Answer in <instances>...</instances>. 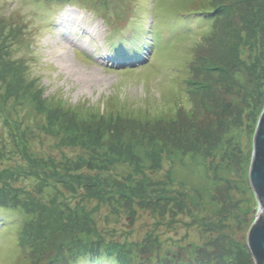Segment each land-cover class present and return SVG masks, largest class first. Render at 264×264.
Masks as SVG:
<instances>
[{"label": "rangeland", "instance_id": "374dc122", "mask_svg": "<svg viewBox=\"0 0 264 264\" xmlns=\"http://www.w3.org/2000/svg\"><path fill=\"white\" fill-rule=\"evenodd\" d=\"M124 1L0 0V264H256L264 0Z\"/></svg>", "mask_w": 264, "mask_h": 264}, {"label": "trees", "instance_id": "16d2710c", "mask_svg": "<svg viewBox=\"0 0 264 264\" xmlns=\"http://www.w3.org/2000/svg\"><path fill=\"white\" fill-rule=\"evenodd\" d=\"M76 1V4L84 6L86 10H90L93 12V15L101 16L108 27V33L106 35V41L112 42V51L115 50L116 53L122 58L125 59L124 61H127L129 64H132L133 62H145V59L143 57L144 50H151L155 49L154 41L155 38L152 35V39L148 36H145L148 34V29L144 30V26L133 28L134 26H131L129 24L131 18H136V15H138V11H131L130 7L128 10V6L131 5V3L128 4L126 1H111L108 4L113 6L110 10L105 8H110L106 4H104V0H96V2L100 3L99 7L95 6L92 2L94 0H74ZM48 2V0H47ZM57 3V2H55ZM100 7H104V11L100 12ZM119 14V16H118ZM122 14V15H121ZM128 23V24H127ZM123 27H125L126 31L125 33H121ZM131 28V29H129ZM122 34V37L117 38L116 34ZM150 33V31H149ZM114 34V35H113ZM115 40V41H113ZM128 41V49L124 52L125 49L120 48V43L122 41ZM152 41L151 43H149ZM160 42V41H159ZM151 44V45H150ZM196 164L194 161H192V164ZM191 164V163H190ZM173 168V167H172ZM202 168V167H201ZM181 171V170H180ZM208 182V181H206ZM19 242V241H18Z\"/></svg>", "mask_w": 264, "mask_h": 264}, {"label": "water", "instance_id": "95a60500", "mask_svg": "<svg viewBox=\"0 0 264 264\" xmlns=\"http://www.w3.org/2000/svg\"><path fill=\"white\" fill-rule=\"evenodd\" d=\"M249 178L257 198L258 213L248 233V245L255 263L264 264V109L255 130Z\"/></svg>", "mask_w": 264, "mask_h": 264}]
</instances>
